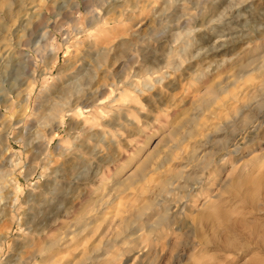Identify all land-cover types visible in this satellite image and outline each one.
Listing matches in <instances>:
<instances>
[{"label":"rangeland","instance_id":"374dc122","mask_svg":"<svg viewBox=\"0 0 264 264\" xmlns=\"http://www.w3.org/2000/svg\"><path fill=\"white\" fill-rule=\"evenodd\" d=\"M0 264H264V0H0Z\"/></svg>","mask_w":264,"mask_h":264},{"label":"bare ground","instance_id":"6f19581e","mask_svg":"<svg viewBox=\"0 0 264 264\" xmlns=\"http://www.w3.org/2000/svg\"><path fill=\"white\" fill-rule=\"evenodd\" d=\"M219 7V6H218ZM191 19L192 18H187L186 20H184L185 22H187V21H191ZM205 33V32H204ZM199 38H200V41H201V43L202 44H204L205 42H207V41H209L210 39H211V35H204V34H202V35H200L199 36ZM53 107V106H52ZM57 107V106H56ZM51 110H53L54 109V112L53 113H55V112H57L58 111V109H56V108H50ZM70 110V109H69Z\"/></svg>","mask_w":264,"mask_h":264}]
</instances>
